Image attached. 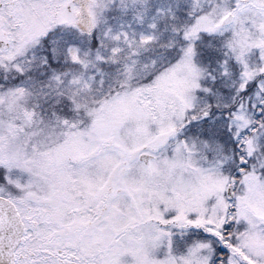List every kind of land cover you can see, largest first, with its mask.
<instances>
[{
	"label": "snow or ice",
	"instance_id": "obj_1",
	"mask_svg": "<svg viewBox=\"0 0 264 264\" xmlns=\"http://www.w3.org/2000/svg\"><path fill=\"white\" fill-rule=\"evenodd\" d=\"M0 264H264V0H0Z\"/></svg>",
	"mask_w": 264,
	"mask_h": 264
}]
</instances>
